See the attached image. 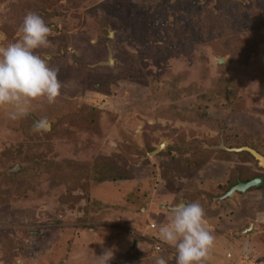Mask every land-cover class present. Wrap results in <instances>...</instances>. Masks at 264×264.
Listing matches in <instances>:
<instances>
[{"label":"rangeland","instance_id":"374dc122","mask_svg":"<svg viewBox=\"0 0 264 264\" xmlns=\"http://www.w3.org/2000/svg\"><path fill=\"white\" fill-rule=\"evenodd\" d=\"M263 3L0 0V264H264V188L219 200L234 170L264 168L225 159L264 155V18L238 9ZM239 126L241 143L220 142ZM181 136L219 158L165 179L181 155L147 147ZM113 164L131 178L94 179Z\"/></svg>","mask_w":264,"mask_h":264},{"label":"trees","instance_id":"16d2710c","mask_svg":"<svg viewBox=\"0 0 264 264\" xmlns=\"http://www.w3.org/2000/svg\"><path fill=\"white\" fill-rule=\"evenodd\" d=\"M262 2H264V0H262ZM254 5H258L256 3L253 4ZM263 7L264 10V3L259 5L258 7ZM238 9H242L241 12H245L247 11L248 15H250L251 20H255L256 18H258V16L256 15H261L264 18V11L261 9H257V8H252V9H247V8H243V7H239ZM148 18H150V23L147 25L146 27V42L150 43L152 38H153V34L155 33V31L159 28V20L161 18V11L160 10H153L150 11V13H147ZM163 28H165L164 24L162 25ZM203 42L206 43H211V41L209 39H201ZM188 40H178L176 44L179 45V47L182 48V45L184 42H187ZM247 42V45L249 46V42ZM243 49H247V47L244 46ZM153 51V52H152ZM151 55H153V59L158 60L159 58H161V51L160 50H154V49H150L149 51ZM169 54H173L174 52L168 51ZM144 61V57H142L141 59H137L135 57L131 58V56H129L128 60L125 61L126 63V68L130 69V68H134L136 70H140V73H138L135 77L133 82L137 83L138 85H142L145 84L146 82V76L142 70L141 64ZM222 64L219 65L220 68H222ZM138 68V69H137ZM107 70V69H106ZM131 78H133V76L131 75ZM229 85V84H227ZM94 88L97 89L96 85H94ZM225 91L227 92L228 90V94L230 97L231 96V92L229 91L230 89H226L224 88ZM229 99V97H228ZM231 101V99H230ZM33 122L31 121V124ZM240 128L238 130H236L235 132L231 133L228 135V133H222L221 134V138H220V142H224L228 147H235L236 145H238L239 143H241V140H243L241 137L244 135L242 133V126H239ZM157 147H152V146H148L147 150L148 152H153ZM259 152H261V150H259V148L257 149ZM220 148H215L212 149L211 147H209L208 144H202L201 140H189L187 141L185 136H181L178 139H175V142L173 144H171L170 146H168L167 148H165L163 151H161V153H159L162 157H168L169 155L173 156V153L177 152L178 154H180V157H177L179 159V162L176 164L175 163V159H177L176 157H173V161H169L170 163H168L167 166H164L165 164H162V169H161V174L162 177L165 179H173V178H189V177H193L194 173L192 174V172H199L200 170H202V168H204L208 163V161L215 155H217L220 152ZM216 153V154H215ZM227 155H229V153H227ZM238 158V160H240L241 162H244L247 159H251L254 158L250 152L244 151L243 153H235V154H231L230 158H225L226 160H230L235 156ZM217 158H219L218 156H215ZM223 159V158H222ZM37 165H38V169L42 166H44L46 168L47 161H46V166L44 165V163L41 160H37L36 161ZM59 169V168H58ZM57 169V170H58ZM56 170V171H57ZM261 174L259 173H251V175H246L241 173V171H239V169L234 170V173L231 175H229L226 179H228L227 181V185H226V190H224V193H227L234 185H236L238 183V181H249L252 180L258 176H264V168H261ZM23 171V170H21ZM54 171V173L56 172ZM21 174V176H20ZM7 175V174H6ZM17 177L16 180L20 181L21 179H27V173L24 172V174H22V172L20 173H16L15 174ZM131 176L129 174L126 173H121L119 171L118 168H115L114 164L113 166H110L109 169H107L106 167L103 169L102 173H99L98 171H95V175H94V179H98V180H105V181H120V180H128L130 179ZM172 186V185H171ZM255 190H259L260 188L263 189L264 186L262 187H252ZM207 197L210 200H214L213 195L210 193L206 192ZM221 195V194H220ZM192 196V195H189ZM188 196V197H189ZM216 198V197H215ZM191 200H193L194 198H191ZM189 200V203L190 201Z\"/></svg>","mask_w":264,"mask_h":264},{"label":"water","instance_id":"95a60500","mask_svg":"<svg viewBox=\"0 0 264 264\" xmlns=\"http://www.w3.org/2000/svg\"><path fill=\"white\" fill-rule=\"evenodd\" d=\"M109 60H112V52L109 55ZM224 60L220 59L219 63H223ZM165 148V144H161L159 147H157L152 154H158ZM230 151H248L250 152L258 161L260 166L264 167V155L259 153L257 150L244 146L241 148H231ZM264 183V176H258L252 180L249 181H238L236 185H234L227 193L219 197V200H224L226 198L232 197L235 195L236 192H247L252 187H260ZM180 209V208H175ZM251 228L245 229L244 232H247Z\"/></svg>","mask_w":264,"mask_h":264},{"label":"crops","instance_id":"0c3cea01","mask_svg":"<svg viewBox=\"0 0 264 264\" xmlns=\"http://www.w3.org/2000/svg\"><path fill=\"white\" fill-rule=\"evenodd\" d=\"M245 193H246V192H245ZM217 199H218V198H217ZM185 206H186V205H185ZM185 206H184V207H185ZM182 208H183V207H182Z\"/></svg>","mask_w":264,"mask_h":264}]
</instances>
